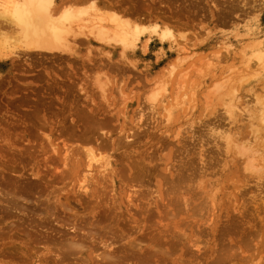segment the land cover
Returning a JSON list of instances; mask_svg holds the SVG:
<instances>
[{
  "label": "rangeland",
  "instance_id": "obj_1",
  "mask_svg": "<svg viewBox=\"0 0 264 264\" xmlns=\"http://www.w3.org/2000/svg\"><path fill=\"white\" fill-rule=\"evenodd\" d=\"M103 1L0 57V264H264V0Z\"/></svg>",
  "mask_w": 264,
  "mask_h": 264
},
{
  "label": "bare ground",
  "instance_id": "obj_2",
  "mask_svg": "<svg viewBox=\"0 0 264 264\" xmlns=\"http://www.w3.org/2000/svg\"><path fill=\"white\" fill-rule=\"evenodd\" d=\"M65 1L68 2L66 5L65 4L58 5L56 4V0H0V20L3 21L5 24H7L9 27H11L13 29L12 30L13 32L17 33L15 35L19 41L17 43H20V46L21 45L23 46L22 48V46L21 47L18 46L19 44H15L17 45L16 47L15 45L11 44L12 41L9 42L10 40L7 41V39H2L1 40L2 42H0V57L1 56L7 57L10 54L16 55L19 48H21L19 50L24 49V51L26 50L30 53L36 51H40V52L42 51L41 53L45 51L49 54L50 53L53 54L58 51L60 52L62 42L68 40L67 37L69 36L70 31L74 29L72 28V26H74L73 24H76V26L77 23L81 24V22H77L79 18L78 17L79 12L77 10H74V8H69L63 11L62 13L61 11L64 8L62 10L61 8L85 7L84 5L89 3L91 7H97L99 2L106 3L103 0H71V2L70 0H65ZM77 3L82 5L76 6ZM60 6L61 8L59 10L61 11H58V13L61 12L62 14L59 18H56L53 16L55 10L54 7H60ZM112 20L113 19H111L110 22ZM114 21L116 20H113L112 23H114ZM115 23H119V22L116 21ZM82 27L83 25L78 26L76 28L81 29ZM124 28L127 27L119 23L115 28V30L119 35L125 36L129 32ZM99 30L104 32L103 29H99ZM88 32L91 33V31ZM91 34L94 35L93 33ZM98 34H102V33H98ZM17 35L19 37H17ZM74 41L76 42V39ZM91 165L89 164L87 171H89L88 169H90L91 171L92 168Z\"/></svg>",
  "mask_w": 264,
  "mask_h": 264
}]
</instances>
